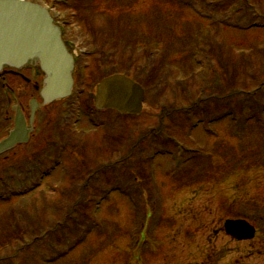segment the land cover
<instances>
[{
  "label": "rangeland",
  "instance_id": "374dc122",
  "mask_svg": "<svg viewBox=\"0 0 264 264\" xmlns=\"http://www.w3.org/2000/svg\"><path fill=\"white\" fill-rule=\"evenodd\" d=\"M66 1L47 0L65 21L83 0ZM85 2L65 34L90 54L85 93L43 109L30 144L0 159V264H264V0ZM151 68L140 116L94 111L88 93L109 72ZM29 76L5 79L26 108ZM209 118L214 134L191 129ZM237 218L254 240L226 235Z\"/></svg>",
  "mask_w": 264,
  "mask_h": 264
},
{
  "label": "water",
  "instance_id": "95a60500",
  "mask_svg": "<svg viewBox=\"0 0 264 264\" xmlns=\"http://www.w3.org/2000/svg\"><path fill=\"white\" fill-rule=\"evenodd\" d=\"M30 62H37L45 75L41 90L44 106L71 96L74 60L51 14L31 2L0 0V73L5 67L19 70ZM143 102V89L124 76L102 81L95 98L98 110H113L121 115H140ZM37 109V103L32 102V122ZM31 132L18 113L15 130L0 143V154L26 144ZM225 228L227 234L238 240L255 236V230L242 221H229Z\"/></svg>",
  "mask_w": 264,
  "mask_h": 264
},
{
  "label": "flooded vegetation",
  "instance_id": "af4514ba",
  "mask_svg": "<svg viewBox=\"0 0 264 264\" xmlns=\"http://www.w3.org/2000/svg\"><path fill=\"white\" fill-rule=\"evenodd\" d=\"M67 46L69 47L68 43H67ZM7 70H9V69H7ZM31 74L37 80L40 81V85H38L39 81H37L36 84L34 85V89H35L34 91L37 93V96L39 97L40 96V89H41L42 84H43V76H42V73L39 70L37 64H35V65L29 64L25 68L17 71L16 74H7V75H3L2 74V75H0V90L5 93L7 106H10V110H5V113H4V110L0 108L1 109L0 110V118H2L0 120V126H1L0 129H4V131L1 133V135L4 134V136L2 137V139H0V142L3 141L5 138H7L9 133L14 128V120H15V116H16V112H15L16 108H18L21 111L22 116L25 119V121L27 122V124H30V120H31V113L28 110V108L30 106L28 108H26L25 106L21 105L22 102H18L19 98H20V95L17 94L15 92V90L10 86V83L9 84L5 83V79L7 80L8 77H12V78H14L16 80H22V81L27 82L28 84H31V81L27 79L28 76L31 75ZM35 118H36L35 119V122H36V120L38 119L37 118V114H36ZM35 133H36V131L34 129V133L32 134L31 139L34 137ZM21 147H25V146H20L19 145L14 150L20 149ZM12 152H9L8 154H11ZM8 154H6V156Z\"/></svg>",
  "mask_w": 264,
  "mask_h": 264
},
{
  "label": "trees",
  "instance_id": "16d2710c",
  "mask_svg": "<svg viewBox=\"0 0 264 264\" xmlns=\"http://www.w3.org/2000/svg\"><path fill=\"white\" fill-rule=\"evenodd\" d=\"M85 1L86 0H83L81 3H79L78 1H76V2L74 1V4H72V6L74 5V9H73V7L72 8L69 7L68 9H73L72 12H74V10L76 12H79L78 11V8L80 7V8H82L83 11L86 12L87 10H84L85 9V6L84 5L86 3ZM64 5L66 7H68V5L70 6L69 1L67 0V2ZM84 16L85 15L81 14L78 19H80L82 22H84L85 21V17ZM91 20L93 21L92 18H87L86 19V23L90 22ZM92 23H94V22H92ZM94 29L97 30L99 28H96L94 26ZM156 53H157V55H160V54L162 55V53H160L159 50H156ZM162 56H164V55H162ZM155 70H156V68H151L149 70V73H148V75H147V77L145 79H143L144 78V75H142V73H140V70H138L135 73V75H133V77L135 78L136 81H138L139 83H141L143 86H147L146 87L147 90H151V88L154 90L155 85L157 84V83H155L156 78L159 77V75L154 74ZM158 70H159V68H158ZM234 73H236V70H234ZM107 75H110V72ZM237 75H239V74H237ZM143 80H144V82H143ZM152 83L155 84V85H153L152 87H150L152 85ZM202 96H201V99L202 100L200 99V105H201L200 107L201 108H207L208 110H211V111H214V110H216V108H218V105H216V98H214V97H208L207 98V96H205L204 94ZM186 111L189 112L188 109ZM192 114L194 115V113H192ZM200 114H202V113H200Z\"/></svg>",
  "mask_w": 264,
  "mask_h": 264
}]
</instances>
